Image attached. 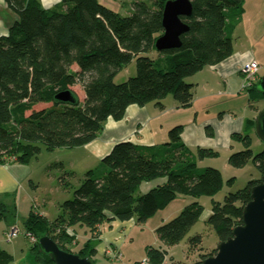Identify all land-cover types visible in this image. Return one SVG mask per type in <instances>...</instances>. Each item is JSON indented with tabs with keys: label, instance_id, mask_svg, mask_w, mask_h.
Masks as SVG:
<instances>
[{
	"label": "trees",
	"instance_id": "obj_1",
	"mask_svg": "<svg viewBox=\"0 0 264 264\" xmlns=\"http://www.w3.org/2000/svg\"><path fill=\"white\" fill-rule=\"evenodd\" d=\"M167 1L135 2L131 15L123 17L98 0H61L50 9L41 0H4L16 20L0 37V163L28 165L42 147L49 151L85 147L99 137L109 119L121 121L133 105L162 107L161 102L172 96L180 108L191 107L193 86L186 80L232 56L233 33L242 20L245 0H190L192 16L181 18L189 27L180 38L181 47L158 52L155 43L163 35ZM151 52L157 58L150 57ZM133 60L136 75L115 83ZM257 83L249 91L253 104L264 101ZM75 87L83 92V99L73 91ZM65 92H70L71 101L56 100ZM41 105L45 107L38 109ZM254 130L255 120H247L243 133L232 135L244 149L232 154L228 163L241 169L251 162L262 178L264 151L255 155L251 150ZM182 131V126L173 128L168 142L156 147L118 143L96 169L86 173L74 198L59 206L57 219L50 221L31 211L25 234L36 240L48 236L61 250L91 260L95 254L91 239L79 252L72 250L77 227L98 239L102 225L134 218L144 224L180 195L215 197L223 189L221 172L201 169L198 162L218 154L208 149L194 153L183 143ZM261 178L227 195L223 203H213L206 223L220 243L242 225L243 209ZM159 179H166L165 184L135 198L143 184ZM62 183L69 184L65 179ZM4 214L1 210L0 221ZM202 214L203 207L194 202L157 228L158 239L168 248L178 245ZM189 243L197 250L201 236ZM32 251L35 262L54 264L37 243ZM215 254L216 250L200 255L196 264ZM149 256L153 264H162L165 252L152 249ZM13 260L0 247V264Z\"/></svg>",
	"mask_w": 264,
	"mask_h": 264
},
{
	"label": "crops",
	"instance_id": "obj_2",
	"mask_svg": "<svg viewBox=\"0 0 264 264\" xmlns=\"http://www.w3.org/2000/svg\"><path fill=\"white\" fill-rule=\"evenodd\" d=\"M41 1L46 9L61 2L60 0L46 4L45 0ZM0 10L5 12L8 10L4 0H0ZM11 25L10 22L8 24L0 17V37L8 34ZM149 56L157 58L158 54L151 52ZM251 61H256L260 66V80L264 76V0H245L242 20L233 33L232 56L218 65L204 68L186 80L193 86L191 107L180 108L172 96H168L161 102L162 107L156 103H149L144 107L130 106L121 121L109 119L99 137L91 144L82 147L85 150L86 169L88 171L96 169L97 165L110 154L114 146L121 142H131L145 147L164 145L169 140V131L178 126L183 127L181 139L191 151L212 150L218 154V158L225 155L227 164H229V157L244 149L241 143L232 140V135L243 133L246 121L255 120L260 113L257 104H253L249 100L250 89L246 86L245 78L241 73L242 67ZM80 98H84L82 91ZM253 134L254 132L251 133V136ZM218 158L199 161L198 167L201 169L215 168L220 171L215 164ZM33 179L30 165L0 163V211L3 210L5 214L18 212L23 199L21 195L23 193L28 195V185L33 183ZM165 182L166 179H159L145 183L141 188L145 186L146 194L150 190L162 186ZM34 212L46 217V214L41 210ZM211 213L209 211L207 214L208 218ZM5 222L1 229L4 235L10 228L16 227L15 224L9 223L8 217ZM132 222L112 221L106 223L101 226L98 239H92L91 234L85 228L77 227L76 244H74L73 250L76 253L79 252L91 239L90 245L95 251L91 258L92 262L94 264H112L108 261L112 258L107 252L120 254L118 250L123 246L125 234L132 226ZM4 237L3 234L0 237L1 248V244L10 241L8 238L6 241ZM18 238L11 240L14 242ZM79 240L83 243L81 244ZM32 246L30 252L34 259ZM15 247L16 245L12 247L14 252L16 251ZM4 250L15 259V254ZM30 264L39 263L34 260Z\"/></svg>",
	"mask_w": 264,
	"mask_h": 264
},
{
	"label": "rangeland",
	"instance_id": "obj_3",
	"mask_svg": "<svg viewBox=\"0 0 264 264\" xmlns=\"http://www.w3.org/2000/svg\"><path fill=\"white\" fill-rule=\"evenodd\" d=\"M98 1L108 9L113 10L123 17H127L131 15L135 2L145 0ZM0 17L8 24L9 22L13 24L16 20L15 15L8 10L7 12L0 10ZM135 75L136 67L135 61L133 60L116 76L115 83H123ZM73 91L76 92L79 97L81 96L79 87H75ZM44 107L45 106L41 105L37 108L42 109ZM257 107L260 112L263 111L264 101H259ZM251 150L255 155L264 151V143L259 140L255 133L252 136ZM196 151L197 150H194L193 152L196 153ZM84 156L85 150H83V148H61L49 151L42 147L37 158L33 159L30 164H28L33 171L34 177L33 183L28 185V197L23 193L21 195L23 199L21 200L18 212L6 213L0 221V237H2L3 234L6 241L12 229L10 228L5 235L1 230L3 227L2 225L6 223L5 219H7V217L9 223L15 224L16 228L20 230L18 240H14V242L10 240L8 243L1 244L3 249L8 250L13 255L15 254V259L11 264H30L34 261L33 255L30 252L33 244L31 243L30 237H28L29 235L25 234L24 223L31 211L35 210L44 212L50 221L57 219L61 213L58 205H62L64 202L74 198L75 190L81 186L88 172ZM216 158H218V156H216ZM215 164L220 169L223 178V189L215 197H200L195 199L193 197L180 195L169 206L157 212L144 224L138 223L137 219L134 218L133 222L131 221L132 226L129 228L127 234H125L122 243L123 246L118 250L122 256V261H114L112 259L108 261L112 264H141L145 260V264H153L150 260L149 251L152 249H163L165 250V258L162 264H196L200 259V255L208 254L216 250L220 241L214 230L206 223L208 218L207 214L212 210L213 203H223L227 195L243 190L250 181L258 180L261 176L251 162L244 168L236 169L230 164H227L225 155H221ZM64 179L68 181V186L62 183ZM144 194L145 186L142 188L140 187L135 194V198ZM194 202H197L203 207V214L199 221L190 229L178 245L170 248L165 247L158 239L156 234L157 228L170 223L177 218L187 206ZM195 236H201V245L197 250L196 248L192 250L189 242L190 239ZM80 238H82L81 235ZM80 242L81 244L83 243V241ZM15 245L16 251L14 252L12 247ZM73 252L76 253L74 250ZM102 261H104V259H102Z\"/></svg>",
	"mask_w": 264,
	"mask_h": 264
},
{
	"label": "water",
	"instance_id": "obj_4",
	"mask_svg": "<svg viewBox=\"0 0 264 264\" xmlns=\"http://www.w3.org/2000/svg\"><path fill=\"white\" fill-rule=\"evenodd\" d=\"M190 0H168L163 9V35L155 43L158 52L181 47V36L189 27L181 18L192 16ZM256 90L264 94V76L259 80ZM70 92L59 94L56 100L68 103ZM254 133L264 143V110L255 118ZM243 223L237 226L232 236L219 243L216 254L201 264H264V176L251 190V200L243 209ZM39 250L49 256L54 264H93L89 258L61 250L48 236L37 240Z\"/></svg>",
	"mask_w": 264,
	"mask_h": 264
},
{
	"label": "built area",
	"instance_id": "obj_5",
	"mask_svg": "<svg viewBox=\"0 0 264 264\" xmlns=\"http://www.w3.org/2000/svg\"><path fill=\"white\" fill-rule=\"evenodd\" d=\"M259 70L260 66L256 61H251L244 65L241 69V73L243 74L245 81H246V86L250 89L254 87V85L259 81ZM20 230L16 227L12 228L10 233H9V240L15 239L19 236ZM29 235V234H28ZM31 239V243L34 244L37 242L36 238L33 236L29 235ZM108 255L114 259V260H121L122 256L121 254H111L110 252H107ZM145 260L141 264H145Z\"/></svg>",
	"mask_w": 264,
	"mask_h": 264
},
{
	"label": "bare ground",
	"instance_id": "obj_6",
	"mask_svg": "<svg viewBox=\"0 0 264 264\" xmlns=\"http://www.w3.org/2000/svg\"><path fill=\"white\" fill-rule=\"evenodd\" d=\"M58 1L60 0H45V3L47 4V3L58 2Z\"/></svg>",
	"mask_w": 264,
	"mask_h": 264
}]
</instances>
